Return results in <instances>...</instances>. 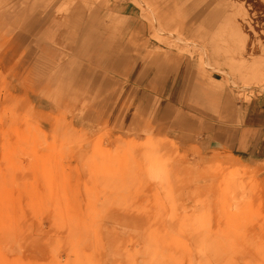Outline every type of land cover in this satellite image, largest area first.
Returning a JSON list of instances; mask_svg holds the SVG:
<instances>
[{"label":"rangeland","instance_id":"rangeland-1","mask_svg":"<svg viewBox=\"0 0 264 264\" xmlns=\"http://www.w3.org/2000/svg\"><path fill=\"white\" fill-rule=\"evenodd\" d=\"M126 2L152 44L196 57L242 102L264 94V0H0V264H264V163L75 123L93 75L72 53L94 20L109 40L110 6ZM50 23L74 63L51 106L33 85L45 43L18 32Z\"/></svg>","mask_w":264,"mask_h":264},{"label":"crops","instance_id":"crops-1","mask_svg":"<svg viewBox=\"0 0 264 264\" xmlns=\"http://www.w3.org/2000/svg\"><path fill=\"white\" fill-rule=\"evenodd\" d=\"M110 7L119 27L109 40L102 34L101 21L94 20L99 23L81 37L72 53L75 73L81 76L86 65L93 75L86 111L75 123L84 131L114 124L165 140L177 150L264 163V94H253L242 102L222 77L207 71L196 57L152 44L149 24L136 6L126 2ZM116 20L109 25H116ZM18 22L22 24L21 19ZM14 23L16 29V19ZM43 27L34 36L18 32L22 42L45 43L33 47L44 50L47 79L42 87L37 79L33 85L45 92L49 103L53 100L49 92L70 87L65 71L74 63L68 61V55L64 57L68 37L54 34L51 23V30L45 24L46 34H38ZM13 37L15 42L17 35ZM56 59L61 61L56 64ZM57 74L60 79L53 82Z\"/></svg>","mask_w":264,"mask_h":264}]
</instances>
